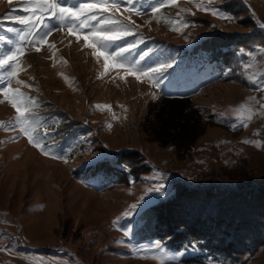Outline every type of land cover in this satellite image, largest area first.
Wrapping results in <instances>:
<instances>
[{
  "label": "rangeland",
  "instance_id": "1",
  "mask_svg": "<svg viewBox=\"0 0 264 264\" xmlns=\"http://www.w3.org/2000/svg\"><path fill=\"white\" fill-rule=\"evenodd\" d=\"M17 15H30L22 0H0V36L15 42L23 35L26 45L18 73L25 83L13 79L11 86L33 98V135L47 133L41 143L48 154L19 128L0 125V264H225L194 261L195 249L175 250L162 235L158 211L180 184L229 185L227 168L234 162L264 177V109L250 121L245 111L264 103V44L237 50V68L224 64V53L210 60L196 47L215 34L258 32L256 40L264 39V0H177L155 14H132L138 31L129 40L142 36L144 42L128 61L148 48V64L174 58L160 87L156 77L137 80L123 68L101 75L103 58L97 61L67 27L53 31L36 52L29 43L38 39L36 30L12 19ZM45 32L39 29V35ZM0 46V53L12 47L6 40ZM15 115L10 103H0V121L11 123ZM129 151L142 157L134 172L118 160ZM160 186L164 195L150 191ZM133 204L140 206L125 216ZM246 264H264V248Z\"/></svg>",
  "mask_w": 264,
  "mask_h": 264
},
{
  "label": "snow or ice",
  "instance_id": "2",
  "mask_svg": "<svg viewBox=\"0 0 264 264\" xmlns=\"http://www.w3.org/2000/svg\"><path fill=\"white\" fill-rule=\"evenodd\" d=\"M9 3L11 4V0H9ZM176 4L177 0H144V3H140V0H79V3L76 4H72V0H22L23 11L30 13V15H17L12 17V19L20 25L25 26V28L36 30L38 39L29 42L36 52L41 51L40 45L48 43L47 37L53 31L60 27H67L68 34L76 37L77 41L82 39L85 42L84 47L93 50L92 55L97 61L103 58L104 73H101V75L107 73L110 68H123L125 76L134 75L137 80H140L143 76L152 81L156 77L154 81L155 86L160 87V81L165 78L167 69L173 67L174 58L168 62L157 61L148 64L146 57L153 51L152 48H148L147 50H140L138 52V59L128 61V54L136 51L139 44L144 42L142 36L139 39L133 38L129 40V37H135L138 31L135 27V21H132L131 16L132 14L142 15L149 10L155 14L168 5ZM197 7H202V5L198 4ZM204 10H210L213 15H218L223 19L231 18L228 14L216 8H205ZM124 11L129 12V15L122 19ZM50 20H56L57 23L52 25L47 22ZM41 27L48 28V32L39 35ZM259 27L264 29V24H260ZM174 30L179 29L176 28ZM8 31L20 33L22 30L9 28ZM0 40H6V44L12 45L7 51L0 53V69H7L4 75H0V82L4 81L5 76L7 78L6 83L0 86V95L3 97L0 103H10L16 113L13 122L5 124L0 121V125L10 130L19 128L20 134L27 136L29 143L34 144L41 151H44L45 154H48L41 143V140L46 138L47 133L39 139L33 135L36 127V122L33 119V113L30 108V101L34 102L33 98L22 92L20 87L13 88L11 86L13 79L16 80L17 84L25 83L18 79V73L21 71L19 61L26 54V45L21 43L24 40V36L19 35L15 42L2 36H0ZM49 47L55 48V45L50 44ZM241 51L243 52V50ZM244 54L248 56L252 55L251 52ZM141 61H144L143 66H141ZM153 64L156 66L153 67ZM260 90L264 91V88ZM153 95L155 96V94ZM253 99L255 97H249V100ZM96 107L110 108L111 106L97 105ZM241 108L244 109V106L242 105ZM261 109H264V103H261L260 108L254 111L251 108L245 109L248 112L246 119L250 121L253 115L258 114ZM241 118H244L243 112H241ZM108 126L111 127L110 124ZM244 126H247V124ZM18 138V136H14L11 139L14 141ZM250 142L253 141H244V143ZM150 191L164 195L163 186L150 189ZM139 206V204L131 205L129 211L125 212L124 215H130ZM117 219L119 220V218ZM124 235L129 236L130 230H125ZM153 247L163 251L162 245L159 242H155ZM178 255L182 256L183 253H179ZM172 258L174 259L175 257ZM161 264H164L163 259H161Z\"/></svg>",
  "mask_w": 264,
  "mask_h": 264
},
{
  "label": "trees",
  "instance_id": "3",
  "mask_svg": "<svg viewBox=\"0 0 264 264\" xmlns=\"http://www.w3.org/2000/svg\"><path fill=\"white\" fill-rule=\"evenodd\" d=\"M259 35L258 32L248 36L215 34L196 47H201L203 57L210 60L216 58V53H224V64L237 68L235 52L243 46L264 44V39L256 40ZM262 139L264 147V129ZM141 159L139 152L129 151L118 160L134 172ZM227 169L229 185L180 184L178 193L165 203V209L158 211L164 224L162 235L170 237L175 250L195 249L192 259L200 263L213 260L246 264L264 248V177L252 175L239 162Z\"/></svg>",
  "mask_w": 264,
  "mask_h": 264
}]
</instances>
